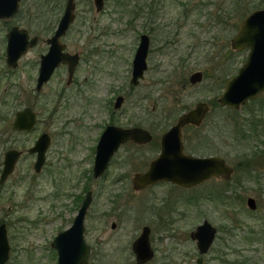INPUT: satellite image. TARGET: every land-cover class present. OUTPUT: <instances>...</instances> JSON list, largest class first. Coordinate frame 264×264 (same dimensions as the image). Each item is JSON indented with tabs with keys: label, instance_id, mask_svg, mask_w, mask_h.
Instances as JSON below:
<instances>
[{
	"label": "rangeland",
	"instance_id": "374dc122",
	"mask_svg": "<svg viewBox=\"0 0 264 264\" xmlns=\"http://www.w3.org/2000/svg\"><path fill=\"white\" fill-rule=\"evenodd\" d=\"M55 1L21 0L18 17L9 21V25H19L31 35L45 32L44 38L50 37L45 31L48 22L54 21L61 9L58 17L63 13L62 7L52 14ZM121 1L106 0L104 11L97 13L93 0H77V20L63 39L70 53L81 54L74 84H66L67 68H61L41 93H36L35 87L40 56L48 50L46 43L30 50L20 60L15 74L7 76L6 43L1 42L6 24L0 21V173L7 150L14 148L24 152L12 176L0 186V224H7L11 246L7 264H57L58 256L52 242L60 232L72 226L87 194L84 189L95 190L92 178L95 148L106 126L114 123L124 128L141 127L159 138L196 103L217 102L226 81L238 74L250 52L232 54L231 39L251 12L264 8V0L225 3V0H217L215 6L206 7L207 17L202 13L201 18L196 12L191 18L192 23L195 22V41L200 40V24L209 28L203 37L207 38L206 55L201 51L203 46H199L195 59L182 63L179 54L168 51L161 59L163 71L149 70L135 87L130 80L142 34L144 0ZM198 1L162 0V4L166 6L164 12L168 11L167 19L173 17L181 22L182 5H197ZM236 1L240 3L239 11L236 7L233 9ZM220 5L224 21H228L224 27L217 18ZM197 68L206 70L207 77L202 84L192 87L189 77ZM119 95L124 96L126 102L115 111L114 103ZM261 102H264V95L259 103L241 108L238 120L228 109L211 104L205 125L199 130L185 132L187 153L224 158L229 165L239 168L234 178L243 186H235V180L229 186L213 180L195 192H181L179 195L186 199L194 193L216 192L217 187V192L221 193L225 186L227 190L223 194L229 198L226 201L218 196L196 198L198 200L191 204L179 201L180 221L175 225L178 233L165 243L166 253H161L158 261L152 264H196L199 254L187 234L205 219L219 229L213 247L204 257L205 264H264V104ZM28 106L38 115L36 128L31 133H11L16 112ZM235 119L239 127L233 122ZM43 133L51 136L52 144L42 173L36 174L33 168L36 155L28 154V149ZM238 134L246 137L239 140ZM156 149L155 142L138 149L124 148L111 162L108 180L117 181L113 176L126 174L130 182L135 173L146 168L158 155ZM196 149L204 150L196 152ZM128 182L124 186L132 195ZM80 195L83 198L79 199ZM250 197L257 201L258 210L248 208L246 202ZM97 212V207L92 205L87 215V244L92 245L93 239L100 235L106 240L103 249L113 250L103 253L105 258L109 255L103 264H129L133 257H130L128 244L132 235H128L133 229L129 227V233L122 229L112 233L113 218H110L109 221H96V224L106 222L97 232L94 221ZM89 262L94 264L93 258Z\"/></svg>",
	"mask_w": 264,
	"mask_h": 264
},
{
	"label": "water",
	"instance_id": "95a60500",
	"mask_svg": "<svg viewBox=\"0 0 264 264\" xmlns=\"http://www.w3.org/2000/svg\"><path fill=\"white\" fill-rule=\"evenodd\" d=\"M21 0H0V20L10 19L20 10ZM97 12L104 8V0H94ZM75 0H67L64 15L54 35L48 40L50 50L42 56L41 67L36 85V91L41 93L44 86L49 83L55 70L60 65L66 64L69 69L68 84H71L75 71L80 61L79 54L65 53L66 48L60 40L67 35L71 25L75 21ZM38 38L30 39L25 29L14 27L8 34L7 65L17 68L19 60L34 47ZM149 39L146 36L141 42L133 60L132 84L137 86L147 70V53ZM232 48L241 51L249 49L246 63L240 68L238 74L232 77L219 99L222 106L240 109L247 102L254 100L264 93V9H258L249 14L241 23L239 32L232 40ZM202 81V74L196 73L191 77V83ZM125 102L123 96H119L115 102V109L122 108ZM209 106L199 103L188 113L182 115L178 122L162 136V150L160 156L151 162L147 173H139L134 177V188L139 191L158 181H172L184 187L192 188L213 179L230 180L233 169L227 162L217 156L199 158L186 155L183 152L182 129L188 125L200 126L205 118ZM38 123V116L31 107H25L17 112L12 129L14 132L30 133ZM153 139L152 134L141 127L121 128L108 126L103 132L97 147L94 163V176L100 177L107 170L110 161L120 146L128 141H134L144 145ZM52 139L48 133H43L28 150L29 154L36 155L34 171L40 174L46 162V155L51 146ZM22 156V151L9 149L4 155V166L0 176V185H5L10 175ZM92 202V195L88 193L82 207L77 213L72 226L60 232L52 243V247L58 255V264H89L91 248L85 241V221L88 209ZM251 211L257 209L254 198L247 201ZM218 229L208 220L199 225L192 238L196 242L200 257L197 264H204L203 257L207 255L217 238ZM139 263H146L152 259V253L147 245L146 238L141 237L135 245ZM11 246L8 237L7 225H0V264H7L10 259Z\"/></svg>",
	"mask_w": 264,
	"mask_h": 264
},
{
	"label": "flooded vegetation",
	"instance_id": "af4514ba",
	"mask_svg": "<svg viewBox=\"0 0 264 264\" xmlns=\"http://www.w3.org/2000/svg\"><path fill=\"white\" fill-rule=\"evenodd\" d=\"M214 1H217V0H199L197 5H193V4H190V3L183 4L182 5V12L180 14L181 15V22H179V20H178V22H176V20L173 19V17L167 19L168 11L164 12L163 8L166 7V6H164L162 4V0H150V1L144 0V4H143V6L141 8L142 34L140 36V42H141V38L143 36H146L149 39V48H148V53H147V70L144 73V78H145V74L149 70H152L155 73H158V72L161 73V71H163V68H162L163 64L161 63V59L163 58L165 53L168 52V51L169 52L173 51L174 54H179V59H182V63H183V61L186 62V61L194 60L195 57H196V53H197L196 51H197L199 46H203L201 51H204V54L206 55L205 46H206V39L207 38L203 39V37L206 35L207 30L209 28H207V26H202L200 24L199 25L200 40L195 41V38H196L195 32H194L195 22L193 21V23H192L191 18L193 17L194 14H196V12L200 13L199 17H201V18L203 17L202 13H203L204 17H207L208 14L206 12V7H209L210 5L215 6L216 4H215ZM93 2H94V0H93ZM157 2H161V3H157ZM75 3H76L75 21L71 25L70 29L72 28V26L75 24V22L77 20V14H76V11H77V0H75ZM104 3H105L104 4V8H103V10L101 12H103L105 7H106V0H104ZM66 4H67V0H57V1L53 2V4H52V7H53L51 9L52 14L57 12V11H60V9L62 7H63V13H62V15L59 18L58 15H60V12L62 11V9H61L59 14L56 15V18L54 19V21L51 19L48 22L47 28L49 27V28H51V30L47 31V34H51L50 37L44 38L45 32H39L36 35H31L30 32L27 30V32L29 33L30 39H32L34 37L38 38L37 44L34 47H32L31 49H29L28 52L30 50L36 48L42 42L46 43V45L48 47L47 52L40 56V63H39L40 66H39L38 76H39L40 67H41V60H42L41 58H42L43 55H46L48 53V51L50 50L51 46L48 43V40L56 32V29H57V27H58L63 15H64V12H65V9H66ZM94 5H95V3H94ZM95 8H96V6H95ZM222 10H223V8L220 5V8L218 10L219 14H218L217 18H218V22L221 25H223V27H224V25L228 21L227 20L224 21V16L222 14V13H224V11H222ZM96 11H97V8H96ZM97 13H100V12H97ZM18 14H19V12L15 16L10 18V19H1L0 20V21H3L6 24L5 25L6 26V31H5L6 34H4V36H2V39H4V41L2 40L1 42L2 43H4V42L6 43V49H5L6 53H5V57H4V60H5V63H6V71L5 70L4 71L6 72L5 74L7 76L15 74L14 70H16L19 67L20 60L28 53L27 52L19 60L17 68H11V67H9L7 65L8 34L10 33V31L14 27H19L20 29H24V28H21L19 25H12V26L9 25V21L12 22L15 18L18 17ZM52 16H55V15H52ZM55 24H56V26H55ZM240 26H241V24H240ZM240 26H239V29H240ZM70 29H69V31H70ZM239 29H238L237 33L239 32ZM69 31H68V33H69ZM68 33H67V35H68ZM237 33H236V35H237ZM66 36H64L60 40V42L63 45L66 46L64 52L65 53H69L71 55L79 54V56H80L79 64H80V62H81V54L78 53V52L70 53L68 51L67 44L63 42V39ZM234 37L231 39V42H230V46H231V49H232V54H235V53L239 54V53H243V51H250L249 49H245V50H241V51H237V50L233 49L232 48V40L234 39ZM140 42H139V44H140ZM180 54H182V55H180ZM248 55H249V53H248ZM154 61H158L159 63L157 64V62H154ZM79 64H78V66H79ZM78 66H77V68H78ZM61 68H67L68 78H67L66 84L68 86L73 85L74 84L75 75H74L72 83L68 84V80H69L68 69H69V67L66 64L62 63L60 65V67H58L55 70V73L53 74V77L56 74V72L58 70H60ZM76 71H77V69H76ZM76 71H75V74H76ZM196 73H201L202 74V81L197 83V84H192L191 83V77L194 74H196ZM132 75H133V69H132ZM53 77L51 78V80L53 79ZM206 77H207L206 70H201V69L197 68L190 75L189 83H190V85L192 87H195V86H197L199 84H202ZM141 80H143V79H141ZM37 81H38V77H37ZM37 81H36V85H37ZM228 81H226L225 88H226V85H227ZM130 83H131V85L135 86L134 84H132V78L130 80ZM139 84H140V82H139ZM137 86H135V87H137ZM225 88H224V90H225ZM7 90L8 89L6 88V91ZM35 90H36V87H35ZM42 92H43V90H42ZM223 92H222V94H223ZM36 93H38V92L36 91ZM221 95H220V97H221ZM263 95H264V93L259 95L258 98L247 102V104H249V103L257 104V103H259L260 100H261V97ZM119 96H122V95H119ZM220 97L217 99V102L213 101L211 103L212 106L215 103H217L218 106H220L222 108L236 110V111L239 112L241 110V108H243V107H245L247 105L246 104V105L242 106L240 109L228 108V107L222 106L219 103ZM125 102H126V98H125ZM125 102H124V104H125ZM199 103H206L209 106V111L207 112V114H206L205 118L203 119V122L201 123L200 126L188 124L182 129L183 152L186 155L199 157V158H208V157H211V156L220 157L218 155L197 156L195 154H189V153H187V149H189V148L187 146H185V143H184V137H185V132L186 131H188V130H194V131L195 130H199L200 128H202L205 125L206 121L209 118V114H210L211 108H212V106H211V104L209 102H205V101L198 102V103L195 104V106L192 109L185 110L177 118V120L174 123V125L178 122L179 118L182 115H184L185 113H188L191 110H193L196 107V105L199 104ZM261 103L264 104V102H261ZM28 107H30V106H28ZM114 110L118 111V110L115 109V103H114ZM17 112H19V111H17ZM17 112H16V114H17ZM16 114H15V116H16ZM114 114H115V112H113V116H114ZM0 122H2V120H0ZM12 123H13V121H12ZM11 126H12V124H11ZM108 126H117V125H115L114 123H110L109 125L106 126V128ZM118 127H120V126H118ZM106 128H105V130H106ZM121 128H124V127H121ZM130 128H133V127H130ZM125 129H128V128H125ZM12 131H13V129H12ZM14 133H16V134H24L26 132H23V133L14 132ZM102 134H101V136H102ZM163 135H164V133L162 134V136ZM101 136H100V138L98 140V144H99V141L101 139ZM152 136H153V134H152ZM162 136H160L159 138H154V136H153V139L150 142H148V143H146L144 145H139V144L135 143L134 141H128L127 143L122 144L120 146L119 150L115 153L114 157L110 161V164H109L107 170L105 171V173L102 176L96 178L94 176V171L92 170V178L95 181L94 184H96L95 190L94 191H89L88 189H84V193L87 192L86 196L88 195V193H91V195H92V202H91V205H90V207L88 209L87 215H88L89 210H90L92 205L96 206L97 209H98L97 216H95V218H94L95 224H96V221L99 222L102 219L109 221L110 218H113L112 219L113 222L111 223V232L112 233L113 232H117L118 230L120 231L121 229H122L123 232H128L129 233V231H128L129 227H131V229H130L131 231L133 229V233L130 232V234L128 235V236L132 235L130 237V238H132V240L128 241V244L130 245V257H133V259L130 261L129 264H142V263H139L138 255L135 252V245L140 240V238L143 237V236H144V238H146L147 245H148V247H149V249H150V251L152 253V259L150 261L144 263V264L156 263L158 261V259L162 256L161 253H166V251H165L166 250L165 243H167L168 240L173 239L175 237V234L178 233V230L175 228V225L178 224L179 221H180V219H179V211H178L179 201H184V203H186V204H191V203H194V201L198 200L196 198L204 199V197H205V199H211V198H213V196L214 197L218 196L219 198H223L224 200H227L229 197L226 196L225 193L223 194L224 190H227L225 186L231 185V183H233L234 180H235V184H234L235 186H243V184L240 181L236 182V178H234L235 173H237V169L234 168L233 166L229 165L227 160H225L224 158L220 157V158L224 159L227 162V164L229 166H231V168L233 169V173H232V176H231L230 180L219 179V178L215 177L213 179H210V180L202 183L201 185H198V186L192 187V188L181 187V186L173 183L172 181H158V182H156V183H154L152 185H149V186L145 187L142 190H139V191L135 190V188H134V177H135V175L139 174V173H147L149 171V169H150L151 162L154 161L155 159H157L160 156L161 150H162ZM207 141H208V139L206 138V142ZM153 142L157 143V149L159 150L158 151V155L155 156V158H152V160H150V162L147 163L146 168H142V169H140V171L135 173L133 175V177H132V180L130 182L127 181V179H129V177L126 174L125 175H120V176H117L118 175L117 174V175L113 176V177H117L118 178L117 181L116 180H113V181H109L108 180V178H109L108 175L110 173V168H111V162L115 159V157L118 154H120V152L124 148L129 147V146H132V147H134L136 149L143 148L145 145L152 144ZM51 144H52V142H51ZM98 144H97V147H98ZM97 147L95 148L96 153H97ZM12 149H14V148H12ZM16 150H18V149H16ZM199 150H204V149H196L195 151L199 152ZM19 151H22V150H19ZM23 154H24V152L22 151V156H23ZM30 155H32V154H30ZM22 156H21V158H22ZM95 157H96V155H95ZM46 160H47V155H46ZM3 163H4V161H3ZM94 163H95V160H94ZM45 165H46V162H45ZM45 165H44V167H45ZM3 166H4V164H3ZM44 167H43V169H44ZM33 168H34V166H33ZM43 169H42V171H43ZM93 169H94V167H93ZM2 170H3V167H2ZM2 170H1V173H2ZM119 172H120V169H119ZM1 173H0V176H1ZM11 176L12 175H10V177ZM92 178L90 177V179H92ZM213 180H218V182H222V184H227V185H225L222 188L221 193L217 192V190H218V187H217V189L215 188L216 192L213 191V193H212V191H210L207 194L204 192V193L199 194V195L194 193V195H189L186 199H184L183 197H181L179 195L181 192H183V193H185V192H187V193L195 192L194 190H196L197 188L201 187L202 185H204V184H206L208 182H211ZM125 182L126 183L128 182L130 184V186H132L131 193H132V195H135L136 197H134V196L130 195L129 193H127L128 191L125 189L126 186H124ZM0 186H3V185H0ZM113 187L114 188L117 187V188H119V190H113L112 189ZM120 188H124L123 191H121ZM86 196L84 197V200H85ZM81 198H83L82 195H80L79 199H81ZM248 199H247V201H248ZM84 200L82 199L80 208L82 207ZM256 203H257V201H256ZM246 204H247V202H246ZM80 208H79V210H80ZM258 208L259 207H258V203H257V209L256 210H258ZM79 210H78V212H79ZM87 215H86V219H87ZM204 221H207V219H205ZM105 223L106 222H101L99 224H96L97 228L95 230L97 232H99L100 231V226L105 224ZM1 224H4V223H1ZM85 226H86V221H85ZM197 227L194 230L188 232V234H187L188 239H190V241L194 245H196V242L192 238V233L196 231ZM7 230H8V227H7ZM218 233H219V229H218ZM93 240L94 241H93L92 245L87 244L91 248V252H90V256H89L88 262H89L90 259L93 258L94 264H95L96 260H97L98 264H100V263L103 264V263H105L107 261L105 259H107L109 257V255L107 254V256L105 258V255H103V253L108 252V251L110 253V251H113V250L112 249H108V250L103 249L102 246H103V244H106V240L103 241V239H101L100 235H98L97 238H95ZM85 241H86V231H85ZM86 243H87V241H86ZM196 248H197V245H196ZM197 251H198V249H197ZM199 257H200V255L198 256V258ZM204 257H203V259H204ZM198 258L196 259V264H197ZM89 264H91V263L89 262ZM204 264H205V261H204Z\"/></svg>",
	"mask_w": 264,
	"mask_h": 264
},
{
	"label": "trees",
	"instance_id": "16d2710c",
	"mask_svg": "<svg viewBox=\"0 0 264 264\" xmlns=\"http://www.w3.org/2000/svg\"><path fill=\"white\" fill-rule=\"evenodd\" d=\"M226 1H229V0H225L224 1V3L226 2ZM242 5V4H241ZM236 7V11H239V7H240V3H238V1H236L235 2V4H234V7H233V9ZM255 7H253L252 9H254ZM264 9V8H263ZM247 11H245V12H241V15L240 16H242V15H244L245 13H246ZM49 30H51V28H46L45 29V31H49ZM214 106H218V104L217 103H215L214 104ZM228 111L229 112H231V113H234V115L237 117V120L239 119V113H238V111H236V110H231V109H228ZM261 121H263V120H261ZM234 123H235V125H236V127H239V122L238 121H236V119L233 121ZM251 123H255V122H251ZM259 124L260 123H257V125L259 126ZM1 122H0V127H1ZM238 130H239V128H238ZM244 131V130H243ZM10 132L11 133H14L13 131H12V129L10 130ZM240 132V131H239ZM241 132H242V129H241ZM15 134V133H14ZM242 134H245V131H244V133H242ZM17 135H19V134H17ZM239 135V134H238ZM240 136V137H239ZM238 137L236 136V138H239V140H243L246 136L245 135H239ZM1 137V136H0ZM1 139V138H0ZM239 171V168H237V172ZM227 185V184H226ZM85 189H87V188H85ZM226 201V200H225Z\"/></svg>",
	"mask_w": 264,
	"mask_h": 264
}]
</instances>
